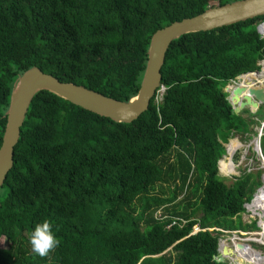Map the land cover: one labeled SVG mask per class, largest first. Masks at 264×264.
Returning a JSON list of instances; mask_svg holds the SVG:
<instances>
[{
  "label": "trees",
  "instance_id": "1",
  "mask_svg": "<svg viewBox=\"0 0 264 264\" xmlns=\"http://www.w3.org/2000/svg\"><path fill=\"white\" fill-rule=\"evenodd\" d=\"M235 1L0 0V148L13 89L29 69L126 102L158 30ZM262 22L174 40L163 100L132 123L37 94L0 189V264H233L217 261L226 235L218 229H258L241 214L264 170L229 184L219 164L225 144L264 121V106L236 114L225 88L261 70ZM260 144L264 155V135ZM45 220L59 246L40 257L29 237Z\"/></svg>",
  "mask_w": 264,
  "mask_h": 264
},
{
  "label": "water",
  "instance_id": "2",
  "mask_svg": "<svg viewBox=\"0 0 264 264\" xmlns=\"http://www.w3.org/2000/svg\"><path fill=\"white\" fill-rule=\"evenodd\" d=\"M259 16H264V0H238L222 6L210 7L199 15L176 21L158 30L151 40L147 67L139 92L126 102L108 97L82 85L62 82L38 67L26 71L15 84L10 107L6 114L7 126L0 148V189L14 167L15 151L21 138V130L32 101L37 94L42 91H49L77 106L111 118L115 122L132 123L149 109L152 99L161 87L166 55L174 40L187 34L207 32ZM258 31L262 35L260 26ZM260 71L241 74L236 80L244 75L259 73ZM225 92L229 94L228 99L236 114L245 109L256 112L261 106H264V85L255 87H245L240 84L232 87L228 85ZM261 136L259 133L257 138H261ZM257 140H259L261 150L260 139ZM232 157L235 164H239L242 160L239 151L235 152ZM248 246L242 242H237L234 245L235 249L231 246H224L221 254L217 257V261L232 263L231 257H236V252L250 255L251 249ZM255 251L257 250L255 249Z\"/></svg>",
  "mask_w": 264,
  "mask_h": 264
},
{
  "label": "bare ground",
  "instance_id": "3",
  "mask_svg": "<svg viewBox=\"0 0 264 264\" xmlns=\"http://www.w3.org/2000/svg\"><path fill=\"white\" fill-rule=\"evenodd\" d=\"M261 32L264 35V24L261 27ZM262 71L259 72L258 79L253 77V74L255 73L242 76L239 82L240 85L245 87H255L259 84L260 85L264 84V69ZM258 143L256 142V140H254L253 142L247 141V143L245 144L243 142L241 143V140L238 138L231 140L230 144L227 146L228 154L224 156V158L220 162L221 173L224 174L225 176L236 174L237 167L240 166L246 160L247 154H249L250 152L249 149L253 145H256ZM237 151H239L242 155V160L239 164H235L232 157L234 153ZM248 209L250 210V213L252 214L253 217L260 218L262 223L264 224V178H263V186L259 190L253 203L248 206ZM223 246L229 247V245L226 242L223 244ZM248 247L252 251V252L250 251L251 254L250 255H244V253L236 254L237 259L235 256L232 258L233 264H264V253L261 251H255V249L251 245H249Z\"/></svg>",
  "mask_w": 264,
  "mask_h": 264
},
{
  "label": "rangeland",
  "instance_id": "4",
  "mask_svg": "<svg viewBox=\"0 0 264 264\" xmlns=\"http://www.w3.org/2000/svg\"><path fill=\"white\" fill-rule=\"evenodd\" d=\"M264 22H262V23H260L259 24V26L260 25H262ZM261 30V29H260ZM262 36L264 37V35L262 34ZM263 63H264V60H263V62H260V65L262 66V70L264 69V66H263ZM261 70V71H262ZM263 72V71H262ZM253 77L254 78H256V79H258L259 77L256 75V74H253ZM240 82V79L238 80H235V81H233V82H231L230 84H229V86H236L237 84H240L239 83ZM262 85H264V84H262ZM257 86H261L260 84L259 85H257ZM264 121H262L260 124H262ZM260 124H258L257 125V127L255 128V132H259V129L261 128L259 125ZM253 133V134H245V135H241V136H237L236 138H238V139H240L241 140V143L243 142L244 144L245 143H247V141L248 142H253L254 140H255V138L257 137V135H256V133ZM263 137V136H262ZM233 139H235V138H232L231 140H233ZM231 140L229 141V143L228 144H225V145H229L230 144V142H231ZM244 140H247V141H244ZM261 145V144H260ZM226 146V147H227ZM249 154H247V158H246V160L240 165V166H238L237 167V169H236V174H234V175H230V176H225V175H223L222 173H221V171H220V175L222 176V177H224V178H226L227 179V183H229V184H231L233 181H234V178L235 177H238V176H240L241 175V173L245 170V169H248V171H250V172H257L258 170H264V159H263V157H262V155H263V150H262V148H261V150H260V148H259V143L258 144H256V145H253L250 149H249ZM258 152V153H257ZM226 154H227V151H226ZM225 154V155H226ZM224 155V156H225ZM264 156V155H263ZM226 158V157H225ZM263 176H264V174H263ZM263 176H262V182H263ZM159 213H160V211L157 213V215H159ZM241 219L243 220V222L244 223H252L253 221H257V222H259V218H256V217H253L252 216V214L247 210V211H245L244 213H242L241 214ZM238 221V220H237ZM252 229H255V228H253V227H248V228H245L244 230H252ZM238 230H240V229H238ZM258 230H255L254 232H257ZM260 231V230H259ZM223 236V235H222ZM228 236H226V237H224V239L225 238H227ZM254 245V247L256 248V249H258V251H261V252H263L264 253V245H260V244H256V243H254L253 244Z\"/></svg>",
  "mask_w": 264,
  "mask_h": 264
},
{
  "label": "built area",
  "instance_id": "5",
  "mask_svg": "<svg viewBox=\"0 0 264 264\" xmlns=\"http://www.w3.org/2000/svg\"><path fill=\"white\" fill-rule=\"evenodd\" d=\"M262 25H260V29H261ZM166 91V87L161 85V87L159 88V90L156 92V97H157V100L158 101H162L163 100V96H164V93ZM262 134V132H261ZM258 153V152H257ZM264 177V176H263ZM261 188H259L255 194V197L253 198V200L250 202V203H247L245 205V208H246V211L248 210L250 212V210L248 209V206L250 204L253 203V201L255 200L259 190ZM257 226H258V231L257 232H254L255 230H235V231H224L223 229H218L222 232H224L226 236H228L227 238L224 239V237H222L220 239V243H219V251H220V254H221V250H222V247H223V244L226 242L229 246H231L232 248L235 249L234 245L237 243V242H242L246 245H251L254 249H256L254 247V243L256 244H260V245H264V224L262 223L261 219L259 218V222H257ZM260 230V231H259ZM198 231V230H197ZM258 240H261V241H258ZM258 251V249H256ZM236 254H239L238 252H236ZM234 256L231 257V259L233 258ZM237 258V257H236ZM233 263V261H232Z\"/></svg>",
  "mask_w": 264,
  "mask_h": 264
},
{
  "label": "clouds",
  "instance_id": "6",
  "mask_svg": "<svg viewBox=\"0 0 264 264\" xmlns=\"http://www.w3.org/2000/svg\"><path fill=\"white\" fill-rule=\"evenodd\" d=\"M261 132H262L261 135L263 136L264 135V122L262 123L261 128L259 129V132L257 134L259 135V133ZM257 137L255 138L256 142H258L257 139L261 140V138H257ZM262 157L264 159L263 155ZM219 170H220V164H219ZM29 243L31 245L32 251L35 254L39 255L40 257L47 256L50 253V251L58 247L59 239L57 238L56 233L53 231V225L51 224V222L48 220H45L42 223L36 224V226L34 227L33 231L30 234Z\"/></svg>",
  "mask_w": 264,
  "mask_h": 264
},
{
  "label": "crops",
  "instance_id": "7",
  "mask_svg": "<svg viewBox=\"0 0 264 264\" xmlns=\"http://www.w3.org/2000/svg\"><path fill=\"white\" fill-rule=\"evenodd\" d=\"M245 224H247V223H245Z\"/></svg>",
  "mask_w": 264,
  "mask_h": 264
}]
</instances>
